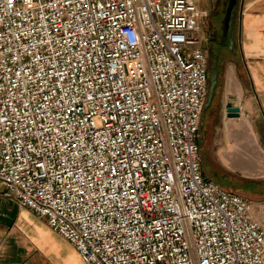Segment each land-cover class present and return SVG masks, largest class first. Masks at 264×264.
<instances>
[{
    "label": "built area",
    "instance_id": "1",
    "mask_svg": "<svg viewBox=\"0 0 264 264\" xmlns=\"http://www.w3.org/2000/svg\"><path fill=\"white\" fill-rule=\"evenodd\" d=\"M201 0H0V189L82 264H264L202 172Z\"/></svg>",
    "mask_w": 264,
    "mask_h": 264
},
{
    "label": "crops",
    "instance_id": "2",
    "mask_svg": "<svg viewBox=\"0 0 264 264\" xmlns=\"http://www.w3.org/2000/svg\"><path fill=\"white\" fill-rule=\"evenodd\" d=\"M236 15V37L232 34L224 44L230 46L233 61L221 71L220 91H213L211 97L208 92L197 141L203 152L202 172L208 179L212 180L209 174L220 173L257 182L264 180V0H239ZM233 106L239 108L238 117L227 114ZM234 188L230 192L239 194L242 189ZM3 191L0 264H82L67 240L35 220L28 210H19Z\"/></svg>",
    "mask_w": 264,
    "mask_h": 264
},
{
    "label": "rangeland",
    "instance_id": "3",
    "mask_svg": "<svg viewBox=\"0 0 264 264\" xmlns=\"http://www.w3.org/2000/svg\"><path fill=\"white\" fill-rule=\"evenodd\" d=\"M200 6L208 10V17L201 26V34L207 37L206 41V54L208 56V75L209 70L212 67L213 63H216L219 69V80L221 81V71L225 69V66L228 62L233 61V53L228 51L226 46H221L219 44L221 35L223 34V23L222 19L224 16L225 9V0H201ZM238 27V20L236 15V20L234 21V33L233 38L236 37V31ZM221 83L217 91H220ZM215 94V93H214ZM238 117V116H237ZM202 143V142H201ZM205 142L204 145H206ZM261 144L264 146V141H261ZM201 163L203 160V152L201 148ZM205 157L207 158L206 151L204 152ZM208 161V159H207ZM208 168L207 163L205 164V169ZM214 171V166L212 165ZM232 174V173H229ZM210 178L214 180L215 183L220 184L222 188L228 192L233 191L234 186L239 185L240 191L239 194L244 196L246 199L251 201L255 207V215L264 227V180L260 181H240L238 176L233 178H228L223 174L213 173L209 174ZM19 210H28L26 208L18 207ZM35 220L43 222L48 228V224L44 219H40L35 216V214L28 210ZM40 229V228H38Z\"/></svg>",
    "mask_w": 264,
    "mask_h": 264
},
{
    "label": "water",
    "instance_id": "4",
    "mask_svg": "<svg viewBox=\"0 0 264 264\" xmlns=\"http://www.w3.org/2000/svg\"><path fill=\"white\" fill-rule=\"evenodd\" d=\"M237 5H238V0L225 1L224 16L222 19V23H223L222 44L227 43L226 41L231 39V36L233 34L234 18L237 10ZM217 76H218V66L216 63H213L212 67L209 70V75H208L209 78L208 92L210 97L215 89L217 83ZM227 114L228 116L231 117H237L239 116V108L237 106L230 107Z\"/></svg>",
    "mask_w": 264,
    "mask_h": 264
},
{
    "label": "trees",
    "instance_id": "5",
    "mask_svg": "<svg viewBox=\"0 0 264 264\" xmlns=\"http://www.w3.org/2000/svg\"><path fill=\"white\" fill-rule=\"evenodd\" d=\"M219 85H220V81H219V77L217 76V83H216V86H215V89H214L215 92H216L217 88H219ZM246 181H248V180H246ZM232 193H234V192H232Z\"/></svg>",
    "mask_w": 264,
    "mask_h": 264
},
{
    "label": "flooded vegetation",
    "instance_id": "6",
    "mask_svg": "<svg viewBox=\"0 0 264 264\" xmlns=\"http://www.w3.org/2000/svg\"><path fill=\"white\" fill-rule=\"evenodd\" d=\"M226 1V0H225ZM238 3H239V0H238ZM238 6V5H237ZM235 17H236V14H235ZM235 19V18H234ZM219 44L221 45V46H224V44H222V35H221V38H220V42H219ZM228 46V48H230V46L229 45H227Z\"/></svg>",
    "mask_w": 264,
    "mask_h": 264
}]
</instances>
